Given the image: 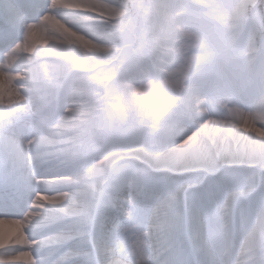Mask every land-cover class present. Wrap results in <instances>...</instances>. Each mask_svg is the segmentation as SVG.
<instances>
[{"label":"snow or ice","instance_id":"snow-or-ice-1","mask_svg":"<svg viewBox=\"0 0 264 264\" xmlns=\"http://www.w3.org/2000/svg\"><path fill=\"white\" fill-rule=\"evenodd\" d=\"M25 7L0 0V249L31 251L0 264H264V0Z\"/></svg>","mask_w":264,"mask_h":264},{"label":"rangeland","instance_id":"rangeland-1","mask_svg":"<svg viewBox=\"0 0 264 264\" xmlns=\"http://www.w3.org/2000/svg\"><path fill=\"white\" fill-rule=\"evenodd\" d=\"M19 2L23 5H26L25 7V11L28 15L29 20H38L39 17L41 15H43V13L45 11H47L48 8V0H19ZM44 5V6H42ZM187 22L189 24H191L193 27H197L200 24L199 19L196 16H190L187 18ZM6 25L4 24L3 21H0V28H5ZM20 33L17 34H13L10 36L5 37L3 40H0V50L3 49H7L8 47L12 46L19 38H21ZM39 38V36H38ZM38 48H44L46 47V45L40 44L37 45ZM17 55H22V56H29L32 54H29L27 52L24 53H18ZM16 64V58L13 57V62L12 64H9L7 61H0V65L3 66V68L8 69L11 68L13 66H15ZM9 74V73H6ZM12 86L13 87H19L18 83L16 81H12ZM162 102V98L159 100H155L154 101V105H158L159 103ZM17 103H13L11 105L5 103L4 105H0V109H16L17 108ZM16 116V120L17 122L19 121H24L26 119V117L24 115H16V113H13ZM145 121L147 122L145 126H147V129L145 130L146 132H155L158 129L152 126V123L155 120V117H153L152 115H148L146 114L144 116ZM21 121V122H22ZM120 125L117 123L116 127H119ZM257 127H259V124L256 125ZM142 164H147L146 161H142ZM195 191H200V189H196ZM6 218V217H3ZM9 219V218H7ZM11 219H21V217H13ZM31 237V236H29ZM31 239V238H30ZM136 243L135 238L133 236H129L128 237V247L129 249H131V247ZM10 246L13 245H8L6 246L5 249H0V253L3 252H7L9 251ZM14 249V248H13ZM16 254H19L18 252ZM33 258H35V254H33ZM132 259L131 255L129 253H121L119 250L115 251L113 254L110 255V264H128V261ZM136 264H139V257H136ZM17 264H26L25 262H17Z\"/></svg>","mask_w":264,"mask_h":264},{"label":"bare ground","instance_id":"bare-ground-1","mask_svg":"<svg viewBox=\"0 0 264 264\" xmlns=\"http://www.w3.org/2000/svg\"><path fill=\"white\" fill-rule=\"evenodd\" d=\"M42 6H44V5H42ZM146 129H147V126H145V130ZM7 218L11 219V218H13V216H7L5 219H7ZM25 231H26V234H27V228H25ZM30 238L31 237H29V240H30ZM13 248L14 249L19 248L20 250H24V251H31V249L28 246H26V245H21V246L13 245V246H10L9 251L13 250Z\"/></svg>","mask_w":264,"mask_h":264}]
</instances>
